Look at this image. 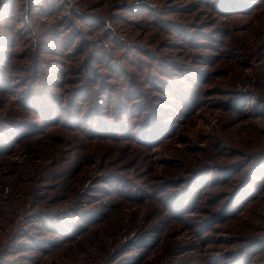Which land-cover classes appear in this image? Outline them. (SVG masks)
Masks as SVG:
<instances>
[{"label":"rangeland","instance_id":"obj_1","mask_svg":"<svg viewBox=\"0 0 264 264\" xmlns=\"http://www.w3.org/2000/svg\"><path fill=\"white\" fill-rule=\"evenodd\" d=\"M0 264H264V0H0Z\"/></svg>","mask_w":264,"mask_h":264},{"label":"trees","instance_id":"obj_2","mask_svg":"<svg viewBox=\"0 0 264 264\" xmlns=\"http://www.w3.org/2000/svg\"><path fill=\"white\" fill-rule=\"evenodd\" d=\"M95 83H97V82H95ZM102 85H103V87L105 86V84H103V83H102ZM41 87H43V85H42ZM41 87H39L38 91L43 92V88H41ZM91 89L93 90V88H92L91 86H89L88 88H85V89L83 90V93H85V91H86V94H85L86 96H85V97H87V96L89 95V93L91 92ZM105 90H106V89H105ZM37 93H38V92H37ZM47 93H49V96H50V97H54V94H53V92H52L51 90H48ZM28 94H29V95H33V92H30V91H29ZM97 94H98V93H97ZM41 95H42V94H41ZM83 95H84V94H83ZM109 95H110V94H109ZM98 96H99V97L96 98V102L94 101V104H93V105L99 107V114L104 115L103 112H102V110H103V108H105V107L107 106V102H108V100L105 99V98H101L99 94H98ZM50 97H47V100H49ZM29 99H30V100H29ZM92 101H93V100H92ZM35 102H37V100L31 98L30 96L27 97V99L25 100V103L28 104L30 107H31L32 104L35 103ZM51 103H52V102H51ZM122 107L125 108V103L123 104ZM92 108H94V107H92ZM53 110H54V111H57L58 109H57V107H55V108H53ZM60 116L62 117V115H60Z\"/></svg>","mask_w":264,"mask_h":264}]
</instances>
